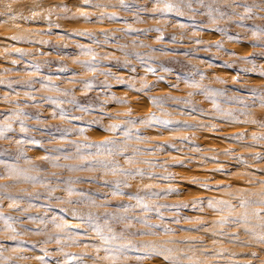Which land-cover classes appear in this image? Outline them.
I'll list each match as a JSON object with an SVG mask.
<instances>
[{"label":"rangeland","instance_id":"obj_1","mask_svg":"<svg viewBox=\"0 0 264 264\" xmlns=\"http://www.w3.org/2000/svg\"><path fill=\"white\" fill-rule=\"evenodd\" d=\"M0 81V264H264V0H0Z\"/></svg>","mask_w":264,"mask_h":264},{"label":"snow or ice","instance_id":"obj_2","mask_svg":"<svg viewBox=\"0 0 264 264\" xmlns=\"http://www.w3.org/2000/svg\"><path fill=\"white\" fill-rule=\"evenodd\" d=\"M83 2H84L85 4H88V3H89V0H83ZM197 2H198V3H203V0H197ZM121 3H123V0H121ZM188 6L191 7V3H190V2H189V4H188ZM176 7H177L176 5H173V4H171V3H167V2H165L163 9H154L153 11L170 12V11H173V9L176 8ZM179 14L182 15L183 13H179ZM80 15L86 17V13L81 12ZM84 34H85V33H81V35H84ZM80 47L83 48V46H80ZM17 51H19V50H17ZM89 51H91V50L89 49ZM36 67L38 68L39 65H36ZM148 71H149V72H152L153 69L148 68ZM234 79H235V78H234ZM118 82L123 83L122 80H119ZM0 83H3V81H0ZM89 86H90V85H89ZM192 86H193V87H199V85H195V84H193ZM144 87H148V85L145 84ZM7 127H9V126H5V128H7ZM113 127H115V126H113ZM24 130H25V129L21 128V131H24ZM81 131H82V130H81ZM0 135H3V131H0ZM113 150H114V149H108L109 152H112ZM44 159H47V157H44ZM174 162L177 163V164L181 163V161H179V160L174 161ZM101 163H104V162H101ZM8 167L11 168L12 166H8ZM114 170H115V169H114ZM120 171H122V172H126V173H130V172H131V170H129V169H120ZM136 171L139 172L138 169H137ZM119 184H120V182L117 181V188H119ZM0 187H3V186L0 185ZM204 187H207V185H204ZM162 191H166V192H169V193H175L177 190L174 189V188H169V189H167V190H162ZM68 193H69V195L71 196V194H72V189H71L70 187H69V189H68ZM151 194H152V195H158L159 193H157V192H152ZM130 198H131V197H130ZM135 198H136V200H137V204H140V203H141V198H140L138 195H137ZM92 203H95V201H92ZM245 203H247V201L241 200V204H242V205L245 204ZM261 203H264V201H261ZM187 206H188L187 204H184V207H187ZM192 206H193V207H196V202H193ZM209 206H210V207H215V205L212 204L211 202H209ZM10 207H11V205H10ZM145 207H147V205H145ZM158 211H159V210L157 209V212H158ZM259 211H260V210H257V212H259ZM73 215H76L75 211L73 212ZM55 219H56V218H53V222H55ZM141 219H142V218H141ZM226 219H227L226 217H222V218H221V222H223V221L226 220ZM143 222H144L145 225L147 226V221L144 220ZM7 226H8L9 228L11 227V225H7ZM57 227L60 228V229H63V228L65 227V224H58ZM148 227L151 228V227H156V226H148ZM164 227L166 228V226H164ZM95 228H96V232H97L98 236L100 237V239H101L104 243H108L110 239H111V240H115V239H116L115 235H113V236H111V237H108V236L104 235V233H103V231L101 230V228H100L99 225H95ZM166 230L171 231V229H167V228H166ZM13 231H14V229H13ZM108 231L111 232V231H112L111 228H109ZM129 246H131V242H129V244L120 245V247L117 248V249H115V251L119 252L121 249L127 248V247H129ZM146 250H150V251L154 252L157 256H162L163 259H164V261L168 262V264H175V260H174L173 257H171V256H167V255H164V252L166 251V250H164V249H159V250H158V249H156L154 246L149 245V246L146 248ZM105 251H111V250H110V249H105ZM168 251H170V250H168ZM40 259H43V258L41 257Z\"/></svg>","mask_w":264,"mask_h":264}]
</instances>
